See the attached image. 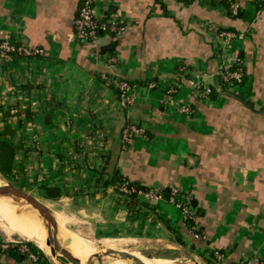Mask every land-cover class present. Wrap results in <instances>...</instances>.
<instances>
[{"label":"crops","instance_id":"crops-1","mask_svg":"<svg viewBox=\"0 0 264 264\" xmlns=\"http://www.w3.org/2000/svg\"><path fill=\"white\" fill-rule=\"evenodd\" d=\"M80 1L0 0V36L42 51L0 56V138L20 148L12 174L81 238L125 240L168 259L264 264V10L256 0H237L236 17L203 0H92L98 17L124 28L98 52L116 58L131 86L123 107L98 55L74 38ZM215 29L237 37L214 41ZM222 58L244 62L248 82L233 94L252 110L227 94L190 97L195 81L217 89ZM128 124L144 132L131 144ZM115 173L140 188L136 203L109 182ZM169 188L190 198L197 238L167 197L139 195ZM3 245L0 264H43Z\"/></svg>","mask_w":264,"mask_h":264},{"label":"built area","instance_id":"built-area-1","mask_svg":"<svg viewBox=\"0 0 264 264\" xmlns=\"http://www.w3.org/2000/svg\"><path fill=\"white\" fill-rule=\"evenodd\" d=\"M186 1V0H183ZM212 0H203L206 7L211 6ZM219 1V0H214ZM264 1V0H262ZM224 11L228 12L230 15L235 16L239 11V4L236 0H231L226 9L222 8ZM100 17L94 11V3L92 0H81L80 6L75 17L73 27H74V38L77 41L84 42L88 44L98 55L100 65H101V79L107 83H111L117 90L118 97L120 99L121 105L123 107L129 106L132 103V98L130 96L131 86L124 79L120 78L116 73V58L108 57L106 55H99L98 52L101 47L105 46L114 35L119 34L124 30L122 26H119L116 18L110 17L105 23H98ZM212 39L214 41L227 43L233 40L237 35L231 31H220L214 30L212 33ZM42 51L39 49H32L17 40L11 38L10 35L4 34L0 36V56L10 57L16 56L20 58H31L33 56H39ZM245 75L244 62L241 59H235L232 63H229L225 58L221 59L219 64V69L216 73L217 81L223 84L222 88L217 87L216 91L220 94L232 93V91L239 90L242 79ZM198 79L197 77H195ZM191 95L190 97L205 100L212 94V88L203 87L199 82H194L191 85ZM228 91V92H227ZM176 91L173 87L168 88V94H174ZM180 113L189 114L191 109L187 104H180L178 106ZM144 132L142 129L134 127L133 124H128L122 132V139L126 144H131L136 136H143ZM118 191L121 194L128 195L133 191L128 187L127 182H123L119 187ZM138 195V192H137ZM147 200H156L164 196L163 192L149 191L143 194ZM168 201L174 204L176 207L180 208L184 221L191 222L188 226L192 233H194L195 238H197L194 219L195 216L190 208L191 200L189 197H185L182 201L178 199V191L175 188H169L167 190ZM7 245H3L2 248H6ZM14 247H19L20 252L27 254L29 258L34 259L35 257L29 253L26 243H11ZM213 257L217 263H220L222 255L213 252ZM240 264H252V262L244 261Z\"/></svg>","mask_w":264,"mask_h":264},{"label":"bare ground","instance_id":"bare-ground-1","mask_svg":"<svg viewBox=\"0 0 264 264\" xmlns=\"http://www.w3.org/2000/svg\"><path fill=\"white\" fill-rule=\"evenodd\" d=\"M0 186L10 190L9 197H0V213L2 217L9 218L12 232L25 238L27 243H33L43 255L54 264H62L63 255L70 254L81 264L94 256L95 264H193L192 262H179L166 258H146L139 254L123 249L94 244L80 239L67 232L56 236L48 235L43 222L35 208L39 207L26 192L6 184L0 179ZM0 217V228L5 236H10L9 226L5 225ZM16 225V226H15ZM13 235V234H12ZM134 251V250H133Z\"/></svg>","mask_w":264,"mask_h":264},{"label":"trees","instance_id":"trees-1","mask_svg":"<svg viewBox=\"0 0 264 264\" xmlns=\"http://www.w3.org/2000/svg\"><path fill=\"white\" fill-rule=\"evenodd\" d=\"M230 2H231V0H219V1L212 0L211 4L214 5L215 7L218 6V7L226 9V7H228V4ZM256 4H257V7L259 8V10H264V1L256 0ZM239 11H238V13L235 16L230 15L228 12H227V14L230 17H236V16L239 15ZM98 23L107 24L104 21V19H102V18H100L98 20ZM247 82H248V78H247V76L245 74L243 79H242V83L240 84L239 87H241V88L245 87ZM218 86L222 88L223 84L219 81L218 82ZM241 88H239V89H241ZM232 93H234V91H232ZM217 94L219 95L220 93H218L215 89H212V94L210 95V97H215ZM19 149L20 148L18 146H15L13 144H8L3 139L0 138V176H2V177L6 176L7 177L8 175H10L12 173V171H14V167H15L14 166V157H15V154L17 153V151ZM109 182H112L115 185L116 190H118V187L123 182H127L128 183V187L133 189V191L130 192V194L127 195V197L130 199L129 200V204L132 205L133 203H136L138 201L137 192L140 189L139 187H136V186L130 184L126 179H124L122 176L118 175L117 173L113 174L112 177H110ZM163 193H164V197H167V191H165ZM46 195L48 197H50V198L56 197V195H53V194L51 195L49 193L46 194ZM190 208L192 209V203H190ZM185 222L188 225L191 223L189 221H185ZM26 247L28 248L29 253H31L36 258V260H41V262L43 264H47L42 252L35 245H33L31 243H27Z\"/></svg>","mask_w":264,"mask_h":264},{"label":"rangeland","instance_id":"rangeland-1","mask_svg":"<svg viewBox=\"0 0 264 264\" xmlns=\"http://www.w3.org/2000/svg\"><path fill=\"white\" fill-rule=\"evenodd\" d=\"M19 178V181H20V178H21V175L19 174H15V173H11L10 175H8L7 177H2L0 176V179L3 180L6 184L10 185V186H13L17 189H20L24 192H28V193H31L32 195L36 196L37 198H39L41 200V197L36 194L33 190H31V188H28V187H25V186H22L21 184H19V181H17V179ZM0 217H2V214L0 213ZM3 218V217H2ZM4 220V223L5 225H8L9 226V230L11 231V234L10 236H5V234L2 232L1 228H0V243L2 244H11V243H26L27 244V240L25 238L22 239V237H20L19 235H17L15 232H12L11 230V225L9 223L10 220L9 218L5 217V219L3 218ZM8 222H6V221ZM59 226V230L60 232L58 233L59 234H63L65 232H67L68 234H71L70 232H68L66 229H64L62 226V223H58ZM16 226V225H15ZM13 234V235H12ZM73 235V234H71ZM60 236V235H59ZM80 239H84V238H81L80 236L78 235H74ZM90 240H87V239H84L86 241H90L94 244H99L101 246H106V247H111L112 248H115V249H123V250H127L129 252H133V253H136V254H139L141 256H144L146 258H156V259H159V258H162L160 256H153V255H150V254H147V253H143L139 248L137 247H140V244H137V243H133V242H129V241H122V240H116V239H102V238H89ZM27 241V242H26ZM31 243V242H30ZM33 244V243H31ZM34 245V244H33ZM134 250V251H133ZM43 254V253H42ZM44 256V255H43ZM47 264H54L52 263L49 259H47L45 256H44ZM171 260H175V261H179V262H197L199 264H206L201 258H192L191 256H178V257H173V258H170Z\"/></svg>","mask_w":264,"mask_h":264},{"label":"water","instance_id":"water-1","mask_svg":"<svg viewBox=\"0 0 264 264\" xmlns=\"http://www.w3.org/2000/svg\"><path fill=\"white\" fill-rule=\"evenodd\" d=\"M109 50H112L111 46H103L100 48V53H104V52L109 51ZM227 95L230 98H232V99L236 100L237 102H239L240 104H242L243 106H245L246 108L252 110L251 103L243 100L242 98H240L234 94L228 93ZM9 196H12L10 190L4 186H0V197H9ZM34 211L37 213V215L42 220L44 228H45L46 232L48 233V235L56 236L60 230H59V226L56 224V221H55V218L53 216L51 209L49 207L44 206V205H39V207L35 208ZM63 257L64 258L62 260L63 261L62 264H81L79 260H77L76 258H74L70 254H64ZM166 259H168V258H166ZM192 263L193 264H199L197 262H192ZM86 264H95L94 256L89 258V260L86 262Z\"/></svg>","mask_w":264,"mask_h":264}]
</instances>
